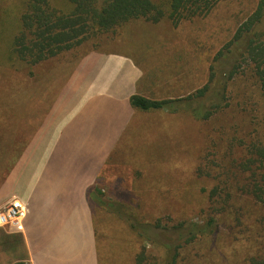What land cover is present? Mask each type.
<instances>
[{
    "label": "rangeland",
    "instance_id": "obj_1",
    "mask_svg": "<svg viewBox=\"0 0 264 264\" xmlns=\"http://www.w3.org/2000/svg\"><path fill=\"white\" fill-rule=\"evenodd\" d=\"M22 1L0 0V16L7 11L15 19ZM260 1L222 0L207 17L176 27L168 20L157 25L136 20L37 67L0 63V199L11 194L38 133L62 105L70 79L77 77L85 58L125 56L141 72L137 95L184 98L208 82L216 54ZM228 90L229 106L207 122L185 112H135L127 135L114 147L93 186L106 201L125 207L123 217L89 200L98 264H134L143 247L160 264L165 246L179 241L180 233L167 227L202 224L211 217H218L212 236L186 246L178 264H248L255 252L264 254V209L227 185L225 157L245 137L257 138L264 146V101L250 77L240 76ZM215 188L219 205L207 202ZM225 190L232 191L234 206L231 214L222 215ZM129 223L150 241L137 238ZM155 223L163 229L148 225Z\"/></svg>",
    "mask_w": 264,
    "mask_h": 264
},
{
    "label": "trees",
    "instance_id": "obj_2",
    "mask_svg": "<svg viewBox=\"0 0 264 264\" xmlns=\"http://www.w3.org/2000/svg\"><path fill=\"white\" fill-rule=\"evenodd\" d=\"M221 1L23 0L20 15L15 19L7 11L0 16V47L3 49L0 50V63H9L12 67L18 64L37 67L82 47L88 41L114 35L130 22L144 20L157 25L168 20L176 27L182 21L207 17ZM263 19L264 1L261 0L255 11L237 28L232 39L216 54L208 82L202 88L177 100H154L136 94L129 98L132 110L172 115L185 112L195 121L207 122L229 106L228 89L240 76L252 79L264 101V30L260 29ZM225 157L229 159L226 165L227 185L239 192V197L254 201L256 208L263 210L264 146L259 139H239ZM225 192L226 200L220 203L222 215L231 214L230 208L234 206L230 203L232 191ZM218 196L217 188L211 190L207 195L208 204L219 205L215 201ZM88 197L94 205L104 207L112 216L123 217L122 209L125 207L122 204L116 207L106 201L96 187L88 192ZM217 218L211 217L202 224L180 223L167 227L169 231L180 233L179 241L173 246H165L164 259L160 264H178L186 246L200 237L212 236ZM237 224L241 227L242 221L238 220ZM148 225L163 229L156 223ZM129 228L142 242L150 241L134 224L129 223ZM134 264L159 263L155 262L154 256L147 255L143 247L135 256ZM248 264H264V254L259 256L255 252L248 257Z\"/></svg>",
    "mask_w": 264,
    "mask_h": 264
},
{
    "label": "crops",
    "instance_id": "obj_3",
    "mask_svg": "<svg viewBox=\"0 0 264 264\" xmlns=\"http://www.w3.org/2000/svg\"><path fill=\"white\" fill-rule=\"evenodd\" d=\"M80 65L11 194L0 199V211L13 199L27 209L22 230L0 229V264H98L88 192L135 119L129 98L141 72L117 54Z\"/></svg>",
    "mask_w": 264,
    "mask_h": 264
},
{
    "label": "built area",
    "instance_id": "obj_4",
    "mask_svg": "<svg viewBox=\"0 0 264 264\" xmlns=\"http://www.w3.org/2000/svg\"><path fill=\"white\" fill-rule=\"evenodd\" d=\"M26 215L27 209L25 205L20 200H11L0 211V229L11 228L15 230H22Z\"/></svg>",
    "mask_w": 264,
    "mask_h": 264
}]
</instances>
